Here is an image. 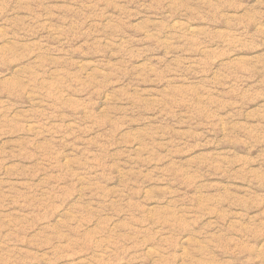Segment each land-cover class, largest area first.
Returning a JSON list of instances; mask_svg holds the SVG:
<instances>
[{
	"label": "rangeland",
	"instance_id": "1",
	"mask_svg": "<svg viewBox=\"0 0 264 264\" xmlns=\"http://www.w3.org/2000/svg\"><path fill=\"white\" fill-rule=\"evenodd\" d=\"M0 264H264V0H0Z\"/></svg>",
	"mask_w": 264,
	"mask_h": 264
}]
</instances>
